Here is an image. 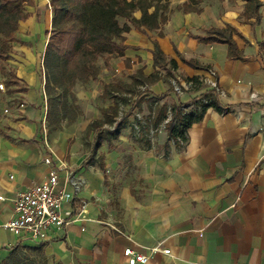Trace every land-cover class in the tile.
I'll list each match as a JSON object with an SVG mask.
<instances>
[{
    "label": "crops",
    "instance_id": "obj_1",
    "mask_svg": "<svg viewBox=\"0 0 264 264\" xmlns=\"http://www.w3.org/2000/svg\"><path fill=\"white\" fill-rule=\"evenodd\" d=\"M260 1L262 20L256 26L240 19L244 2L205 0L200 14L175 11L162 27L164 37L155 31L153 41L178 63L172 82L183 85L185 79L196 78L200 83L178 92L174 86L170 90L164 78L154 79L144 94L147 100L167 93L156 103L190 104L210 90L211 70L223 92L220 109L209 108L192 124L183 148L165 142L161 136L166 133L152 134V129V145L142 147L145 140L140 139L137 125V133L132 131V115L119 139L112 141L114 147L109 149L104 141L93 155L94 133L88 138L90 153L81 150L82 138L70 145L68 135L61 132L51 138L53 144L43 137L48 113L40 59L53 10L51 3L47 8V0L25 2L29 18L20 22L19 39L12 44L14 53L7 64L26 90L0 92V196L4 197L0 259L14 247H26L39 248L46 264H128L124 251L130 248L149 256L146 264H264V0ZM170 2L172 6L184 0ZM226 25L237 28L247 40L234 36L244 60L229 59L226 44L190 36ZM153 41L147 60L155 72ZM178 52L209 70L183 63ZM8 75L10 71L2 70L0 84L9 80ZM80 92L73 93L75 98L83 97ZM9 101L16 102L13 108ZM145 105L149 106L142 104V110ZM93 121L87 122L85 131ZM90 157L93 161H88ZM54 172L60 178L76 175L85 181L77 197L63 206L67 225L52 231L42 244L19 238L5 227L13 217L16 196Z\"/></svg>",
    "mask_w": 264,
    "mask_h": 264
},
{
    "label": "rangeland",
    "instance_id": "obj_2",
    "mask_svg": "<svg viewBox=\"0 0 264 264\" xmlns=\"http://www.w3.org/2000/svg\"><path fill=\"white\" fill-rule=\"evenodd\" d=\"M47 1V8L51 9V0ZM61 3L62 17L68 25L85 27L87 42L73 61V80L64 78L54 92H46L47 131H43V137L53 144L51 138H57L61 132L68 135L70 145L82 138L81 150L90 153L89 136L84 130L87 122L100 119L107 127H113L136 97L148 91L154 81V72L147 59L148 47L157 35L155 31L140 26V13L131 7L130 0H62ZM174 7L175 4L172 5ZM124 24L130 27L129 33L122 31ZM5 65L3 73L14 71L10 64ZM40 67L45 83L41 59ZM162 73L165 75L164 71ZM6 79L11 77L8 75ZM6 81H1L5 88ZM79 91L83 97L72 99V93L78 95ZM7 104L13 108L16 102ZM144 107L130 118L131 123L137 125V121L150 117L148 113H153L152 107ZM74 125L77 127L73 128ZM134 131L137 133L138 130L134 128ZM142 144L145 147V143ZM18 250L20 259L41 264L38 253L30 248L19 247Z\"/></svg>",
    "mask_w": 264,
    "mask_h": 264
},
{
    "label": "trees",
    "instance_id": "obj_3",
    "mask_svg": "<svg viewBox=\"0 0 264 264\" xmlns=\"http://www.w3.org/2000/svg\"><path fill=\"white\" fill-rule=\"evenodd\" d=\"M27 1L0 0V76L4 66H6L5 64H7V61L14 53L12 44L17 41L20 22L29 18V13L25 10V2ZM61 1L51 0L53 10L52 29L49 33L46 51L42 57L43 70L46 77L45 90L49 93L54 92L61 86L64 78L73 80L71 76L73 61L87 42L86 28L79 24L68 25L62 17ZM229 1H242L245 3L244 11L240 16V19L245 23L252 26L260 24L262 20L260 9L263 5L260 0ZM204 2L205 0H184V2L178 3L172 8L170 0H130V5L140 13V26L149 31H158V36L162 38L164 37L162 27L170 20V16L175 11L200 14L203 11ZM122 31L129 33L131 29L127 24H124ZM190 36L201 42L226 44L228 46L229 59H245L244 53L239 49L234 36L242 38L246 43L247 40L237 28L231 25H226L223 28L208 29L204 35L190 34ZM153 44L154 79L160 80L164 78L169 82L170 90H172L173 71L177 70L178 63L163 52L157 40H154ZM177 54L183 63L194 68L209 70L196 61L184 59L179 52ZM160 70L166 71L165 77L161 75ZM10 76L11 79L6 81L8 93L12 94L17 90H26L21 87V83L13 71H10ZM185 81L192 83V87L200 83L196 78L185 79ZM13 87H16V89H13ZM145 93L146 91L136 97L130 111L117 120L113 127L105 126L101 120H94L89 124L86 131L87 136L91 133L95 135L92 155L104 141L108 143L109 149L113 148L114 144H112V141L119 139L121 131L128 122V118L134 115L135 110L141 112V107L144 103L151 107L154 106L153 113L149 115L150 117L142 119L143 121H137L139 136L140 139L145 140V147L152 145L149 138L150 130H157L167 118L169 111L172 119L166 125L167 133L161 137H164L165 142H173L177 148H183L187 144L188 130L192 124L199 121L209 108L220 109L219 96L211 89L204 92L198 99H194L190 104H181L177 107H168L166 104L160 105L156 103V100L164 98L167 93L149 100L146 99ZM72 99L75 100L73 93ZM135 119L137 120L138 118L135 116ZM134 125V123L131 124L132 131H134ZM91 157L88 161H93ZM101 169L105 171L103 165ZM18 249L19 247H14L9 255L0 259V264H36L34 261L27 263L26 260L20 259ZM30 250L38 253L42 261L41 264H46L45 257L39 248H30Z\"/></svg>",
    "mask_w": 264,
    "mask_h": 264
},
{
    "label": "built area",
    "instance_id": "obj_4",
    "mask_svg": "<svg viewBox=\"0 0 264 264\" xmlns=\"http://www.w3.org/2000/svg\"><path fill=\"white\" fill-rule=\"evenodd\" d=\"M172 84L178 92L183 87L190 89L192 86V83L188 82L180 85L178 81H173ZM208 86L218 96L223 94L217 83L216 74L212 70L209 71ZM0 90L6 91L3 83L0 84ZM8 112V110L5 111V113ZM138 117L142 118L141 115ZM171 119L172 115L169 111L167 118L157 130L152 131V134L167 133L166 125ZM84 186L85 181L81 177L68 175L65 178H60L57 172L52 173L42 183L16 196L13 217L6 223L5 227L19 238H27L36 244L48 241L52 231L62 230L67 225L68 219L62 213L63 206L73 201ZM2 200L4 197L0 196V201ZM85 207L86 204L82 206L81 214L85 211ZM69 215L70 213L66 214V216ZM164 252L169 253V251ZM124 254L128 259V264H146L149 261V256L137 253L130 248L126 249Z\"/></svg>",
    "mask_w": 264,
    "mask_h": 264
}]
</instances>
